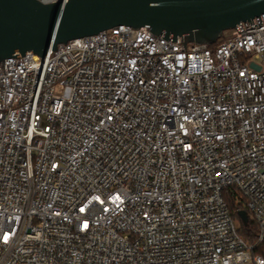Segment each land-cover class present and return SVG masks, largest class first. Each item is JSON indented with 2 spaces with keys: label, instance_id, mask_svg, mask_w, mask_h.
<instances>
[{
  "label": "built area",
  "instance_id": "built-area-1",
  "mask_svg": "<svg viewBox=\"0 0 264 264\" xmlns=\"http://www.w3.org/2000/svg\"><path fill=\"white\" fill-rule=\"evenodd\" d=\"M148 30L0 61V264H264L223 197L263 240L264 22Z\"/></svg>",
  "mask_w": 264,
  "mask_h": 264
},
{
  "label": "water",
  "instance_id": "water-1",
  "mask_svg": "<svg viewBox=\"0 0 264 264\" xmlns=\"http://www.w3.org/2000/svg\"><path fill=\"white\" fill-rule=\"evenodd\" d=\"M261 22L264 0H0V61L28 52L44 58L60 43L120 24L146 26L148 34L185 48L188 42L212 44L227 29L240 32ZM238 215L248 222L246 210Z\"/></svg>",
  "mask_w": 264,
  "mask_h": 264
},
{
  "label": "trees",
  "instance_id": "trees-1",
  "mask_svg": "<svg viewBox=\"0 0 264 264\" xmlns=\"http://www.w3.org/2000/svg\"><path fill=\"white\" fill-rule=\"evenodd\" d=\"M219 38L217 41H220ZM223 197L228 206V209L234 218L238 222V232L241 237L251 246V252L255 255H260L264 258V240L258 239V224L256 221L251 219L248 215V222L243 224L238 211L246 210V205L243 198L237 192H232L231 187H227L223 190Z\"/></svg>",
  "mask_w": 264,
  "mask_h": 264
},
{
  "label": "rangeland",
  "instance_id": "rangeland-1",
  "mask_svg": "<svg viewBox=\"0 0 264 264\" xmlns=\"http://www.w3.org/2000/svg\"><path fill=\"white\" fill-rule=\"evenodd\" d=\"M237 225H238V222L236 221Z\"/></svg>",
  "mask_w": 264,
  "mask_h": 264
}]
</instances>
